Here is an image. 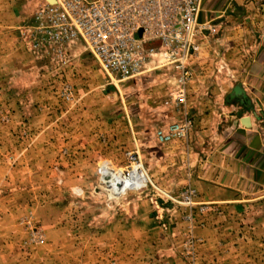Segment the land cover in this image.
<instances>
[{
  "label": "rangeland",
  "instance_id": "obj_1",
  "mask_svg": "<svg viewBox=\"0 0 264 264\" xmlns=\"http://www.w3.org/2000/svg\"><path fill=\"white\" fill-rule=\"evenodd\" d=\"M28 1L0 0V264H264V194L205 201L197 159L249 103L235 88L264 47V0H219L204 23L200 6L186 116L165 106L178 74L160 60L121 81L82 42L63 60L37 46L51 0ZM185 119V139L157 138ZM134 172L121 193L104 181Z\"/></svg>",
  "mask_w": 264,
  "mask_h": 264
},
{
  "label": "built area",
  "instance_id": "obj_2",
  "mask_svg": "<svg viewBox=\"0 0 264 264\" xmlns=\"http://www.w3.org/2000/svg\"><path fill=\"white\" fill-rule=\"evenodd\" d=\"M200 0H55L36 16L40 44L59 60L66 48L82 42L110 78L141 76L156 60L177 72V88L165 106L188 114L187 85L194 59L201 52ZM70 100V94H65ZM190 122L157 131L168 143L185 139Z\"/></svg>",
  "mask_w": 264,
  "mask_h": 264
},
{
  "label": "crops",
  "instance_id": "obj_3",
  "mask_svg": "<svg viewBox=\"0 0 264 264\" xmlns=\"http://www.w3.org/2000/svg\"><path fill=\"white\" fill-rule=\"evenodd\" d=\"M28 2L26 7L35 9L42 0ZM200 6V22L213 21L210 13L218 12L216 8L221 1L200 0ZM254 56L246 67L245 79L235 88L249 103L245 108L238 107L237 114L233 112L229 123L231 135L226 136L225 132L213 135L209 141L219 146L205 150L197 158L203 168L200 184L205 201H244L264 194V47ZM192 113L196 114L193 110ZM209 133L203 131V135Z\"/></svg>",
  "mask_w": 264,
  "mask_h": 264
},
{
  "label": "bare ground",
  "instance_id": "obj_4",
  "mask_svg": "<svg viewBox=\"0 0 264 264\" xmlns=\"http://www.w3.org/2000/svg\"><path fill=\"white\" fill-rule=\"evenodd\" d=\"M54 1L55 0H51V2ZM104 181L108 183V186L112 191H116L118 193H121L128 189H133L137 185H141L142 182L140 175H138L136 172L132 173L130 177L125 178V180L121 179L119 175L107 174Z\"/></svg>",
  "mask_w": 264,
  "mask_h": 264
},
{
  "label": "water",
  "instance_id": "obj_5",
  "mask_svg": "<svg viewBox=\"0 0 264 264\" xmlns=\"http://www.w3.org/2000/svg\"><path fill=\"white\" fill-rule=\"evenodd\" d=\"M244 119H246L247 121H249V118H244ZM245 121V120H244ZM248 126V125H247Z\"/></svg>",
  "mask_w": 264,
  "mask_h": 264
}]
</instances>
